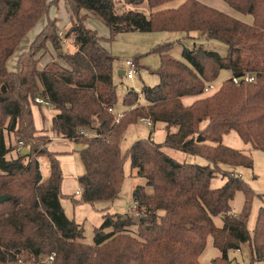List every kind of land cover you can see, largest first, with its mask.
<instances>
[{"label": "trees", "instance_id": "obj_1", "mask_svg": "<svg viewBox=\"0 0 264 264\" xmlns=\"http://www.w3.org/2000/svg\"><path fill=\"white\" fill-rule=\"evenodd\" d=\"M59 1L0 0V195L8 197L0 202V262L201 264L199 256L211 236L221 252L212 264H229L228 251L246 243L248 264H264V205L250 232L247 222L255 193L238 174L219 166L252 167L249 153L222 144L223 135L231 130L252 149L264 151V0H223L251 16V23L199 0L164 8L175 0H63L69 7L67 30L62 33L57 18H49L19 55L16 70L8 71L6 62L22 38ZM144 4L149 8L146 14L136 8ZM86 11L108 27V38L85 26ZM134 31L197 32L199 38L225 44L227 51L221 56L201 47H184L179 60L168 53L171 42L155 45L149 53L159 55L160 64L153 71L158 83L127 91L122 99L126 109L116 122L110 111L117 102L115 57L102 41ZM65 39L75 51L63 50ZM47 43L66 67L52 59L38 68ZM223 69L232 75L253 73L255 81L236 85L229 77L216 92L200 97ZM38 96L57 110L52 119L55 130L84 145L79 151L84 172L77 178L81 193L73 203L93 205L118 198L129 158L131 170L145 180L131 193L143 210L141 218L103 214L92 244L82 241V224L69 219L60 203L63 176L55 153L48 150L50 139L36 135L31 103ZM185 96L197 98L185 105ZM141 119H149L152 127L164 123V141L155 142L150 132L122 152L123 133ZM13 135L15 144L10 142ZM163 147L208 163L178 161ZM12 151L15 156H7ZM40 161L47 165V176ZM217 173L225 182L213 188ZM238 191L244 200L234 214L231 200ZM216 216L221 227L214 224Z\"/></svg>", "mask_w": 264, "mask_h": 264}, {"label": "rangeland", "instance_id": "obj_2", "mask_svg": "<svg viewBox=\"0 0 264 264\" xmlns=\"http://www.w3.org/2000/svg\"><path fill=\"white\" fill-rule=\"evenodd\" d=\"M178 1V0H175ZM168 2L170 6L173 7V3ZM209 1V0H208ZM208 1H203L205 4H208ZM226 8L229 10L226 11L230 15H237L241 20H246V18L251 20V16L243 15L235 11L234 9L228 7L224 4ZM128 8L133 9V6H127ZM138 10L143 11L145 14L149 12V8L144 4L139 7H136ZM223 9V8H222ZM86 13V12H85ZM49 17L57 18V26L60 31H66L69 27V7L65 1L61 0L56 5H52L49 8L47 14L42 16L35 25L25 34L22 40L19 43L18 50L23 46L26 47L30 44V42L34 39L35 34L37 35L42 28L44 27V23ZM47 22V21H46ZM84 24L87 28L96 31L98 36H104V38L109 37V29L108 27L96 16L86 14V18ZM193 34V33H191ZM187 35L184 32H172V31H153V32H121L118 33L111 42H107L104 40L106 45L109 48L110 53L115 57L113 62V82L116 85V94H117V109H125V106L122 104L123 96L127 91L133 89L135 91H139L143 85L153 86L158 83V76L153 73L155 69L158 68L160 64L159 56L156 53H149L150 49L157 44L164 42H171L172 45L168 50V53L176 59L183 60L182 57V49L193 48V47H201L203 49L217 52L219 55L224 56L227 51V46L220 41L208 37H195L193 35ZM63 50L73 52L75 51V47L72 45L70 39H65ZM29 47V46H27ZM48 50L52 48L51 44H47ZM27 49V48H26ZM50 51L52 52V50ZM54 51V50H53ZM48 53V51H47ZM49 54V53H48ZM48 54H44L41 56L40 61L38 63V67L41 66V61L48 57ZM52 59L56 58V52H53ZM19 57V56H18ZM51 59V60H52ZM126 60H135L137 62V73L132 78H127L125 75L120 76L119 70L126 69L125 61ZM14 58H12L8 67L11 68L10 71L16 70V66L13 65ZM50 62V61H49ZM17 63V62H16ZM40 65V66H39ZM231 76V71L227 69H223L220 71L219 76L213 82L214 85L220 86L221 82ZM218 88V87H217ZM216 90H212L206 92L200 97L212 94L216 92ZM197 96H185L182 98V102L185 105L190 104L193 100H195ZM38 102V101H36ZM115 109V108H114ZM118 112V111H117ZM205 122H202L201 126H203ZM151 132V138L158 143H162L164 141L166 135V127L163 123H156L154 127L147 125L145 122L139 120L135 124L129 125L120 141V149L122 152H125L126 149L136 140L147 138ZM5 134V133H4ZM91 134V133H90ZM6 141L8 143L7 136L5 135ZM11 143L15 144L14 135L10 137ZM6 143V144H7ZM222 144L229 146L234 149H238L243 151L244 153H249L252 157L253 164L252 167H242V166H232L228 164L219 163L220 168L226 172H233L238 174L254 191L255 195L252 199L250 214L248 217L247 228L250 232H252L255 221L257 218L259 207L264 205V151L252 149L249 143L243 142L238 134L231 130L229 133L223 135ZM18 145L21 146L22 143L18 142ZM163 150L175 158L178 161H187L191 163L198 164H207L208 162L199 156L185 154L183 152L163 147ZM15 156V151L8 153L7 156ZM125 161H128L125 166L123 165L124 171V179L121 185V191L119 193L118 198L113 201H117L116 206L117 210L120 212H126L127 207L132 204L131 197V188L136 185L144 184V178L136 176V174L130 176V161L129 158H126ZM44 163V162H43ZM125 163V162H124ZM43 167L45 164H42ZM43 174L45 175V169H42ZM225 182V177L222 176L221 173H217V176L214 177L211 181V187L217 188L220 187ZM130 189V192H129ZM263 196V199L261 197ZM244 200L243 193L238 191L235 193L233 199L231 200L232 212L237 214L239 213L242 203ZM103 209L100 206L96 207L94 212L97 214V218H101V212ZM99 220V219H98ZM214 224L217 227H221L222 220L219 216L213 218ZM82 224V223H80ZM100 225L97 221H85L82 226L84 229L83 233V242L86 244H92L93 242V231L94 228ZM136 229V227H134ZM230 252V256H228L230 263L229 264H248L251 261V254L249 245L241 244V248L232 249ZM221 252L213 246L212 237L208 236L206 239V245L204 250L199 256V261L201 264H212V260L216 257H220ZM255 264H263L262 262H258Z\"/></svg>", "mask_w": 264, "mask_h": 264}, {"label": "crops", "instance_id": "obj_3", "mask_svg": "<svg viewBox=\"0 0 264 264\" xmlns=\"http://www.w3.org/2000/svg\"><path fill=\"white\" fill-rule=\"evenodd\" d=\"M181 1H183V0L175 1L172 4L173 7L177 6ZM199 1L204 3L203 1L206 2L208 0H199ZM208 2L209 3L206 5L214 7L216 9L221 10V11H224V10L228 11L229 10L224 5L226 3L223 0H209ZM167 5L170 6L167 3V4H164L162 6V8L168 7ZM226 11H224V12L227 13ZM86 14L92 15L90 12H87V11H86ZM227 14H229V13H227ZM231 16L238 18L237 15H231ZM49 18H51V17H49ZM238 19H240V18H238ZM46 21H45L44 25L46 24ZM242 21H244V20H242ZM244 22L251 23L252 17H251V20H249V18L248 19L246 18V20ZM61 32L64 33V31H61ZM191 35L198 37L199 33L194 32ZM35 36H36V34H35ZM186 36H187V34H186ZM101 37L104 38V36H101ZM33 38H35V37H33ZM102 44L109 51V48L104 41H102ZM29 45H27V46H29ZM18 46H19V44H18ZM18 46L16 47V49L14 50V52L12 53V55L8 58V60L6 62V67H7L8 71L11 70V68L8 67L9 61L12 58H14L13 65L15 64L14 66H16L18 56L22 52H24L28 49L27 46L26 47L22 46L18 50V48L20 47V46L19 47ZM50 49L48 50L49 54L46 53V54H48V57L41 61L42 64H41V66L39 65L40 66V68L38 67L39 69H42L49 61H51L52 55H54L53 54L54 51L51 49L52 50V52H51ZM57 62L60 65L66 67L64 62L61 61L60 59H57ZM124 70L125 69L119 70L118 73L120 76L124 75ZM125 109H117L116 105H115L114 110L118 111V112H124ZM31 113H32L33 124H34V127L36 129V135L49 137L50 143L48 144V150L51 152H54L56 155V158L59 161L62 176H63L62 182H61V187H60L61 193H62V197L60 198V203L63 207L65 215L69 219H74L78 223L83 224L87 220H90L91 222L94 220V221H97L101 224L103 221V218H102L103 214H106V213H108V214H125L126 213L125 211L120 212L117 210V206H116L117 201H99V202H95L93 205H91L89 203H79V204L73 203L72 199H78L80 196V193L79 194L76 193V191L80 190L77 178L79 175H81L84 172V168H83V165H82L80 157H79V151H80V149L83 148L84 145L82 142L72 141V140H69V139L63 137L61 134H59L55 130V128L52 124V119H53L54 115L57 113V110L54 109L51 105H49L47 102L43 101V102L31 103ZM158 123H160V122H158ZM154 126H155V124L153 125V127ZM127 162L128 161H125L124 166H125V164H127ZM42 164H45V163H43V161H40L41 170L45 169V172H46L45 175L44 174L43 175L47 176L48 175L47 165L45 164L43 167ZM129 172H130V174H129L130 176L135 174V170L130 169ZM133 188L134 187L131 188V192H132ZM129 192H130V189H129ZM97 206H100V208L103 210L101 212H99V215L101 214V218L96 219L97 214L94 212V210H96ZM240 248H241V245H240ZM231 251H233V250L230 249L228 251V256H230L229 254ZM256 263H258V262H256Z\"/></svg>", "mask_w": 264, "mask_h": 264}, {"label": "built area", "instance_id": "obj_4", "mask_svg": "<svg viewBox=\"0 0 264 264\" xmlns=\"http://www.w3.org/2000/svg\"><path fill=\"white\" fill-rule=\"evenodd\" d=\"M125 66L127 67L125 70H124V75L127 77V78H132L136 73H137V69H138V66H137V62L135 60H126L125 61ZM231 80L233 83H235L236 85H239L240 83H250V82H253L255 81V74L253 73H242L241 75H232L231 74ZM220 86H216L214 85L213 82L211 83H208L205 85L204 89H203V92L206 93V92H209V91H212V90H216ZM36 101L38 102H43L41 99L39 98H36ZM110 111L114 114L115 116V121L118 122L119 119L123 116V112H117L115 111L114 109H111L110 108ZM141 121L145 122L147 125L151 126V121L149 119H141ZM81 133H84L85 135H87L88 133H86V131H81ZM19 143H22V142H19ZM77 194L81 193L80 190L76 191ZM126 213L133 219H139L143 216V210L141 207H139V205L136 203V202H133L132 201V204L129 205V207L127 208V211ZM52 255L48 257L47 261H50L52 260Z\"/></svg>", "mask_w": 264, "mask_h": 264}, {"label": "water", "instance_id": "obj_5", "mask_svg": "<svg viewBox=\"0 0 264 264\" xmlns=\"http://www.w3.org/2000/svg\"><path fill=\"white\" fill-rule=\"evenodd\" d=\"M37 98H39V99H41L42 101H44L42 98H40L39 96L37 97ZM26 149L24 148V149H22V152L23 153H26ZM8 199V197L7 196H3V195H0V202H2V201H5V200H7ZM236 245H238V243H236ZM0 264H25V263H21V262H0Z\"/></svg>", "mask_w": 264, "mask_h": 264}]
</instances>
